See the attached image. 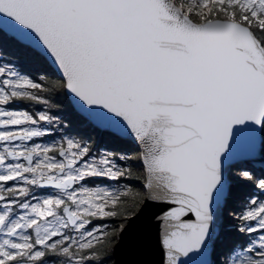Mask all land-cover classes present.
I'll return each mask as SVG.
<instances>
[{
  "label": "snow or ice",
  "instance_id": "1",
  "mask_svg": "<svg viewBox=\"0 0 264 264\" xmlns=\"http://www.w3.org/2000/svg\"><path fill=\"white\" fill-rule=\"evenodd\" d=\"M0 18L12 23L7 39L21 54L33 45L47 53L77 118L98 130L118 125L141 150L96 155L67 136L31 143L48 134L40 122L58 121L9 106L51 107L40 94L48 89L0 66V264H49V255L107 264L150 201L160 210L162 264H191L229 218L252 237L229 264H264V199L239 213L230 207L233 183L264 196V179L232 164L242 140L264 138V0H0ZM117 159L141 162L147 195L84 185L131 177ZM37 189L52 194L36 199ZM105 219L119 225L89 227Z\"/></svg>",
  "mask_w": 264,
  "mask_h": 264
},
{
  "label": "trees",
  "instance_id": "2",
  "mask_svg": "<svg viewBox=\"0 0 264 264\" xmlns=\"http://www.w3.org/2000/svg\"><path fill=\"white\" fill-rule=\"evenodd\" d=\"M7 37V35L0 31V38H3V42L0 43V55L2 56L0 60H4L5 56H9L13 60L15 59L18 68L23 74L27 75L34 81L43 84L48 89V91L42 93V96L48 100L51 107L46 106L44 109L50 113L51 116L56 118L58 124L55 123V125H52V133L50 136L45 135L46 137L60 136L64 138L67 136L80 139L82 142L90 144L92 150L105 149L108 152H115L117 154H120L121 152L126 153L127 157L139 156L140 151H138L131 142L107 131H100L90 122L77 118L79 114L74 111L65 90L62 87L64 81L58 77L47 59L32 49L25 54H21L16 45L8 42ZM41 77H43V80L40 79ZM11 107L24 108L32 111L35 108L32 107L29 102H17L11 105ZM129 160L130 159L124 160L123 164L126 166ZM118 161L120 160L118 159ZM254 161L255 160H246L237 164V166L250 170L257 180L261 179L262 176L264 178V172L259 171V167H257V165H253ZM258 161L264 162V139L261 156ZM129 168L132 172L131 177L115 181L117 184H121L123 186H128L130 184L133 185L134 183H131L133 180L132 178L136 179L138 182L144 180L143 167L136 168L130 164ZM85 182L88 183L89 186H95L98 183L105 182V179H89ZM139 192L141 191L139 190ZM252 196L264 197L261 195L259 190L251 184L233 183L231 193V200L233 203L230 202V207L234 208L235 211L239 213L244 207L245 202L249 201ZM229 222V224L227 223L231 226L229 233L227 234L226 230L222 231L225 226L224 225L218 239L215 242L213 264H216L217 260H219L221 264H229L232 259V255L236 252V250H243L248 243L251 242L252 237H245L238 232V227L240 226L238 222L232 219ZM101 224L106 225L107 231L110 232L113 228L119 225V219L94 220L90 227ZM106 239L107 237L104 236L96 244V247L102 248ZM221 244L222 246H220ZM111 251L112 249L110 250V258L107 259V264H112L113 262ZM51 258L54 259V257ZM104 259L105 258L102 257V261Z\"/></svg>",
  "mask_w": 264,
  "mask_h": 264
},
{
  "label": "water",
  "instance_id": "3",
  "mask_svg": "<svg viewBox=\"0 0 264 264\" xmlns=\"http://www.w3.org/2000/svg\"><path fill=\"white\" fill-rule=\"evenodd\" d=\"M0 31L9 36L12 33V23L5 18H0ZM31 49L44 56L53 67L58 77L64 81L62 74L58 71L50 57L41 47L33 45ZM1 57L2 56L0 55V58ZM64 90L74 111L79 114L76 100L66 91V89ZM87 121L98 128L94 121ZM104 131L131 142L138 151H141L138 144L134 142L127 131L119 128L118 125L113 126V130ZM263 139L264 138L257 135L254 140H242L236 146V158L232 161V164L237 165L246 160L258 159L261 156ZM144 192V195H147V189L144 188ZM158 214H160L159 208L154 206V202L150 201L149 206L145 207L143 212L134 219L127 230L123 233L119 242L113 246L111 251L113 259L112 264H162V253L158 243L159 227L156 219ZM222 227L223 222H219L216 225L213 234V241L203 253L190 254L192 257L191 264H213L214 245L221 233Z\"/></svg>",
  "mask_w": 264,
  "mask_h": 264
},
{
  "label": "rangeland",
  "instance_id": "4",
  "mask_svg": "<svg viewBox=\"0 0 264 264\" xmlns=\"http://www.w3.org/2000/svg\"><path fill=\"white\" fill-rule=\"evenodd\" d=\"M1 52V51H0ZM4 65H8V66H10V67H12L13 68V70H15V71H17V72H19L20 74H23L22 72H21V70L18 68V66H17V62H16V60L14 59H12L11 57H9V56H5V59L3 60H0V66H4ZM23 75H25V74H23ZM25 76H27V75H25ZM28 77V76H27ZM28 78H30V77H28ZM31 79V78H30ZM36 82V81H35ZM41 95H42V93H40ZM29 104L32 106V107H35L34 108V110L32 111V110H27V109H24V108H12L11 107V105L9 106V108L11 109V110H16V111H29L31 114H34V115H36V114H38L40 111H45V112H47L45 109H44V107H46V105H41V104H36V103H34V102H29ZM36 107H38V108H36ZM48 113V112H47ZM49 115H51L50 113H48ZM52 125L53 124H51V125H49V124H47V123H45V122H40V125H39V127L42 129V130H44V131H46V133H48V134H46V136H50V134L52 133V129H53V127H52ZM54 125H55V123H54ZM46 136H44V137H41V138H34V140L31 142V143H40L41 145H50V144H52V143H54V142H57V141H61L63 138L62 137H60V136H53V137H46ZM106 152H108L107 150H105V149H100V150H93V153L94 154H96V155H99V154H101V153H106ZM118 155H123V156H126L127 157V155H126V153H123V152H121L120 154H118ZM259 160V158L258 159H256L254 162H253V165H257V167H259V171H263L264 172V162H262V161H258ZM117 164L118 165H120V166H122V167H128L129 168V166H130V164L132 165V166H134V167H136V168H141L142 167V165H141V163H140V161L138 160V159H135V160H133V159H130L129 161H128V164L125 166L124 164H123V161L121 162V160L120 161H118V159H117ZM144 171V170H143ZM133 180L131 181V183H134L133 185H128V186H123V185H121V184H117L115 181H111V180H107V179H105V182H101V183H98L97 185H95V186H89V184L88 183H86V182H84V185L86 186V187H89V188H104V189H107V190H110V191H119V190H123V189H125V188H131L133 191H141V193H143V194H145V192H144V188H143V182H144V180L143 181H140V182H138V181H136V179H134V178H132ZM261 179H264L263 178V176H262V178ZM49 194H52V190H43V189H37L36 190V192H35V196H36V199H43L45 196H47V195H49ZM252 198H255V199H257L258 201L260 200V199H264V197H259V196H252ZM251 198V199H252ZM36 199H33L32 200V202L33 203H35L36 202ZM231 203H233V201L231 200ZM229 221H231V219L229 218V219H227L226 221H224L223 222V226L225 225V224H229L230 222ZM227 224V227L225 228V226H224V228H223V230L222 231H225L226 230V232H227V234L229 233V231H230V227L231 226H229ZM89 227H90V225H89ZM92 227H98V228H100L101 229V231H107V226L106 225H104V224H101V225H95V226H91L90 228H92ZM224 233V232H223ZM98 235H99V241L104 237L102 234H99L98 233ZM225 235V234H224ZM225 237V236H224ZM98 241V242H99ZM224 245V244H223ZM220 246H222V244L220 245ZM214 251H215V249H214ZM243 250H236V252L232 255V258H233V256H235L236 255V253L237 252H242ZM215 253V252H214ZM51 257H54V259H52ZM64 259L65 258H62V257H55V256H52V255H49L48 257H47V260H48V262H49V264H64Z\"/></svg>",
  "mask_w": 264,
  "mask_h": 264
}]
</instances>
